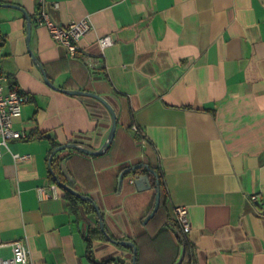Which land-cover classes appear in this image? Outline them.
<instances>
[{
	"label": "crops",
	"instance_id": "crops-1",
	"mask_svg": "<svg viewBox=\"0 0 264 264\" xmlns=\"http://www.w3.org/2000/svg\"><path fill=\"white\" fill-rule=\"evenodd\" d=\"M41 9L63 27L90 20L77 59L37 24ZM106 35L114 45L103 50ZM0 42L6 88L30 97L14 122L23 139L1 147V257L23 240L30 264H133V248L110 240L89 250L99 218L82 205L72 211L53 170L92 199L109 237L138 239V264L177 262L168 224L178 206L189 211L194 264H264V0H0ZM62 90L113 108L104 153L68 146L102 149L110 111ZM141 164L160 173L171 212L146 223L153 174L145 190L124 175Z\"/></svg>",
	"mask_w": 264,
	"mask_h": 264
},
{
	"label": "built area",
	"instance_id": "built-area-1",
	"mask_svg": "<svg viewBox=\"0 0 264 264\" xmlns=\"http://www.w3.org/2000/svg\"><path fill=\"white\" fill-rule=\"evenodd\" d=\"M41 5L45 4V0H39ZM37 24L48 29L52 38L67 47L71 59H77L80 55L79 42L87 34H89L93 26L88 18L70 23L63 27L54 22L50 14L41 9L38 13ZM99 44L104 50L114 45V39L110 35L99 38ZM7 75L1 67V42H0V159L2 157L1 147H8L9 141L21 140L24 135L14 128L16 119L22 116L24 104L29 101V95L26 94L20 86L12 83L6 88ZM135 137L144 143L142 140L143 134L137 128L132 126ZM28 158L27 156L15 155V159L22 161ZM54 193H56L57 186H51ZM45 193V188L39 189V194L42 196ZM253 202L258 201V196L251 197ZM176 220L182 227L185 234L191 230L189 221V211L185 206H178L174 208ZM2 245H0V249ZM12 254L9 258L0 256V264H30V252L23 240L15 241L11 244Z\"/></svg>",
	"mask_w": 264,
	"mask_h": 264
},
{
	"label": "water",
	"instance_id": "water-1",
	"mask_svg": "<svg viewBox=\"0 0 264 264\" xmlns=\"http://www.w3.org/2000/svg\"><path fill=\"white\" fill-rule=\"evenodd\" d=\"M28 33H29L28 34V39H29L30 38V26H29V32ZM45 80H46L47 84H49L52 88H54L56 90H61L60 88L54 86L50 82V80L48 78H46V76H45ZM62 91L66 92L68 94L85 95V96L96 98V99L100 100L107 107V109L110 111V113L112 115V118H113V126H112V130H111L109 139H108L107 143L105 144V146L102 149H100L98 151H92V150H89V149L84 148L82 146H79L77 144H70L68 146V147L74 148V149H76V150H78V151H80L82 153H85L87 155H99L101 153H104V151L109 147L110 143H112V141L114 139V136H115L116 128H117V117H116V113L113 110V108L108 104V102L105 99H103L101 96H99V95H97L95 93L86 92V91H78V90H62ZM50 160H52V158ZM144 167L145 166L143 164H141V165L135 166L133 168L127 169L126 172H128V173L136 172L137 170H142ZM145 169L147 170V173H138V174L135 175V185H136L138 190H145L147 188L150 189L152 187L151 182H150V174H153L154 176H157L156 172L154 170L150 169L149 167H146ZM51 174L54 177V179L56 180L57 184L62 189H64L65 191L71 193L72 195H74V196H76V197H78L80 199H83V200H86V201H89V202L93 203L91 198H89L88 196L77 192L76 190H74L73 188H71L70 186L66 185L64 182H62L56 176V174L54 173L53 170H52ZM120 182L121 183L123 182V174L121 175ZM145 184H146V186H145ZM160 203H161V190H160V188L158 186L157 189H156V197H155L154 208H153L152 212L146 217L145 223L148 222L149 220H151L152 218H154V216L156 215V213L158 212V210L160 208ZM93 204L95 206V210H96L98 218H99L101 231H103L105 233L106 237L110 241H113L116 244H119V245H122V246H127V247L133 248V264H138L137 263L138 249H137L136 244L134 242H131V241L113 240L111 237H109V235L105 231L102 213L100 212V210L97 207V205L95 203H93ZM184 257H185V247H182L180 256H179V258H178V260H177V262L175 264H182V262L184 260Z\"/></svg>",
	"mask_w": 264,
	"mask_h": 264
},
{
	"label": "trees",
	"instance_id": "trees-1",
	"mask_svg": "<svg viewBox=\"0 0 264 264\" xmlns=\"http://www.w3.org/2000/svg\"><path fill=\"white\" fill-rule=\"evenodd\" d=\"M34 136L37 137L36 134ZM39 137H40V135H39ZM123 171H125V170H123ZM141 172L142 173H147V170H137L136 172H133V173L134 174H138V173H141ZM155 172H156L157 176L153 175L152 182H153V186L155 188H157L159 186V188L161 190V203H160V208H159L158 212L156 213L155 217L152 220H154V219L156 220L157 217L160 214L163 213V211L167 212V213L169 212V214L171 213L170 209H168V207H167L168 198H167V191H166L164 182L161 179L160 173H158L157 171H155ZM130 173L125 172L124 175H128ZM51 179L53 180L54 183H56V180L54 179L53 176H51ZM65 197H67V199L70 200L71 208H72V211L74 213H78L79 212L78 211L79 210V206L82 205V206L87 207L88 210L90 211V213H92L95 217L98 216L97 212L95 210V206H94V204L92 202L80 199V198L72 195L71 193H69L67 191L65 193ZM153 208H154V206H153ZM153 208L151 209V211L153 210ZM171 211H173V213L175 214L174 209L171 210ZM168 226H172V228L175 230L176 238H177V242H178V253L175 256L174 263L179 258L182 247H185V257H184V260H183L182 264H194L193 248L191 247L190 242L188 241L186 234L183 232L181 225L176 220L175 215H174V219L170 218V222H169ZM160 229L161 230L159 232H163V226H161ZM98 240L107 241L109 239L106 237L105 233L103 231H101L99 228L95 229V230L94 229L93 230L90 229L88 231V234H87V241L89 243V246H88L89 250H91L93 242L94 241H98ZM137 242H138V239H136L134 243L136 244ZM136 245H137V248H138L139 244H136ZM123 247L132 249L131 247H127V246H123Z\"/></svg>",
	"mask_w": 264,
	"mask_h": 264
}]
</instances>
